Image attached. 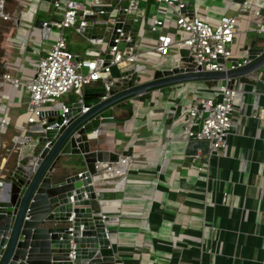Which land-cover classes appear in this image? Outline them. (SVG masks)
Segmentation results:
<instances>
[{
    "label": "crops",
    "instance_id": "obj_1",
    "mask_svg": "<svg viewBox=\"0 0 264 264\" xmlns=\"http://www.w3.org/2000/svg\"><path fill=\"white\" fill-rule=\"evenodd\" d=\"M185 1H192L194 15L211 24L222 15L237 16L231 46L236 56L248 42V30L264 13V0H250L248 8L240 7L242 0ZM50 4L49 0H8L13 18L0 20V118L9 120L0 127V174L15 136L23 130L33 135L36 128L32 123L21 128L28 114L25 84L56 39L50 40L55 27L43 36L35 25L37 16L47 20L48 15L56 14ZM153 5L154 0H138L134 9L140 21L133 29L142 38L140 52L148 58L160 57L151 47L160 32L172 37L175 32L181 34L174 26L149 30L155 15ZM69 30H63L65 38L70 36ZM109 41L110 36L104 44L88 40L86 48L74 52L84 55L88 48L104 50ZM141 57L140 53L137 64L143 68ZM125 68L115 66L111 76ZM2 73L19 80H5ZM253 73L257 74L255 84L238 78L233 83L239 96L234 100L232 127L224 148L209 146L207 152L198 148L195 155H186L185 144L192 138L184 128L181 108L189 107L197 96H215L219 81L193 80L162 87L135 109L131 119L104 127L100 146L118 152L131 147L132 155L124 174L94 183L100 196L92 201L93 206L117 217L106 221L107 228L116 231L108 236L111 248L102 251L113 254L115 260L98 264H264V71ZM65 94L56 98L54 107L68 103L78 92ZM115 114L124 116L126 110L116 108ZM68 158L62 156V160ZM121 164L102 169V175L117 174Z\"/></svg>",
    "mask_w": 264,
    "mask_h": 264
},
{
    "label": "water",
    "instance_id": "obj_2",
    "mask_svg": "<svg viewBox=\"0 0 264 264\" xmlns=\"http://www.w3.org/2000/svg\"><path fill=\"white\" fill-rule=\"evenodd\" d=\"M182 1L183 10L194 15L192 1ZM49 8H53L52 4ZM107 15L101 14L103 18ZM95 17L90 15L88 25L80 28L84 37L90 36ZM43 20V16H37L35 25L44 36L50 26H43ZM247 37L241 55L218 57L226 67L223 71L200 70L188 49L180 48L170 65H152L144 76L141 69L125 68L119 75L107 78V90L104 81L92 82L65 103L67 110L54 107L43 111L41 116L47 117V123L33 124L36 128L32 129L31 140L4 157L0 174V264L114 261L113 254L102 251L111 248L108 236L116 231L107 228L106 221L117 217L103 214L93 206L92 201L100 196L94 183L124 174L132 149L118 152L102 148L104 140L99 135L105 132L106 125L131 119L139 105L168 85L226 80L232 86L235 78L255 84L257 74L253 72L264 71V13L259 14ZM125 64L120 62L117 66ZM84 107L87 109L82 111ZM116 108L126 110V115L117 116ZM209 146L207 140L189 139L185 154L195 155L198 148L207 152ZM64 155L70 158L62 160ZM120 162L117 174L102 175V169ZM79 167L83 169L75 171Z\"/></svg>",
    "mask_w": 264,
    "mask_h": 264
},
{
    "label": "built area",
    "instance_id": "obj_3",
    "mask_svg": "<svg viewBox=\"0 0 264 264\" xmlns=\"http://www.w3.org/2000/svg\"><path fill=\"white\" fill-rule=\"evenodd\" d=\"M54 9L61 8L58 18L44 19L43 26L49 25L61 31L49 50L40 56L35 74L26 80L29 99L28 114L21 124L47 123V117L41 116L45 110L53 109L57 96L68 91H79L84 85L95 81H104V87L109 88L107 78L112 69L120 62L123 67L142 69L137 64L140 54V37L133 27L138 24L140 17L134 14L138 0H88L89 6L83 0H49ZM8 0H0V20H10L13 15L7 8ZM182 0H154L155 15L149 22V30L157 31L162 27L174 26V37L160 32L152 49L157 55H166L172 42L180 48H186L193 61L202 71H223L225 65L217 59L232 55L231 46L238 29L236 15H222L215 25L201 19L199 16L188 15L183 10ZM106 6H110L109 9ZM240 7H250V0H242ZM116 9L117 13L111 15ZM107 12L106 18L101 14ZM259 13L258 10H255ZM96 15L90 36L91 43L104 44L105 33L109 31L110 41L104 50L88 48L84 55L76 54L68 48L63 30L72 27L80 34V28L87 26L89 16ZM128 26V27H127ZM96 29V30H95ZM96 31V32H95ZM109 54L110 57H106ZM121 67V68H123ZM2 78L17 82V76L2 73ZM237 88L230 86L226 80H221L216 86L215 96H197L189 107L181 106L184 113V128L189 137L207 140L211 149L224 148L227 136L232 127V111L234 100L238 95ZM106 95L102 96V98ZM61 107L67 110L65 104ZM87 107L82 108L85 111ZM9 124L2 116L0 127ZM198 124V128L194 125ZM30 133L22 131L15 136L9 152L20 148L31 140ZM0 184L2 181L0 180ZM198 264V263H197Z\"/></svg>",
    "mask_w": 264,
    "mask_h": 264
},
{
    "label": "rangeland",
    "instance_id": "obj_4",
    "mask_svg": "<svg viewBox=\"0 0 264 264\" xmlns=\"http://www.w3.org/2000/svg\"><path fill=\"white\" fill-rule=\"evenodd\" d=\"M144 1H146V0H141L142 3ZM83 2L86 3L87 6H89L88 0H83ZM61 12H62V9L58 8L56 10V14L55 15H48V19H50V18H58L59 15L61 14ZM116 13H117V10L114 9L111 12V15H115ZM142 13H145V11H142ZM203 20H205V19H203ZM212 25H215V24H212ZM69 29H70L69 30L70 31V36L68 38H66L67 44H68V48L70 50H72V51L83 50L84 48H86L87 44H89L88 40L84 39L83 36H81L79 33H77L72 27H70ZM34 34L35 33H33V35ZM58 34H59V30L58 29H55V28L52 29L51 30V35H50V40H53V38H55V37L57 38ZM36 36H38V37L40 36L38 30H37V35ZM104 37H105L106 40L108 39L109 31H107L105 33ZM37 40H39V42H40L41 41L40 37ZM142 48H143V45L140 44L139 45V49L142 50ZM177 51L178 50L176 49V46L173 45V46H171L170 51H169L168 54L162 55V56H160L158 58H155V57L148 58V57H146L147 55L145 56V53L143 54V52H140L141 55H142V57L140 58V61L143 64V68L140 71L144 73L142 76H144L146 73L151 71L152 65H155V66L170 65L173 62L174 58L178 55ZM63 96H66V94L63 93V94L57 96V98L60 99ZM71 96L74 97L73 93H71ZM72 97L70 99H72Z\"/></svg>",
    "mask_w": 264,
    "mask_h": 264
}]
</instances>
